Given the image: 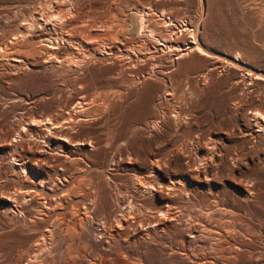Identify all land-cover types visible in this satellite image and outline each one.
<instances>
[{"label":"rangeland","instance_id":"374dc122","mask_svg":"<svg viewBox=\"0 0 264 264\" xmlns=\"http://www.w3.org/2000/svg\"><path fill=\"white\" fill-rule=\"evenodd\" d=\"M47 1L0 0V264H264V0Z\"/></svg>","mask_w":264,"mask_h":264},{"label":"bare ground","instance_id":"6f19581e","mask_svg":"<svg viewBox=\"0 0 264 264\" xmlns=\"http://www.w3.org/2000/svg\"><path fill=\"white\" fill-rule=\"evenodd\" d=\"M47 0H45V2H46ZM52 1V0H51ZM62 1V0H61ZM65 1H67V0H65ZM48 2V1H47ZM54 2V1H53ZM56 2V1H55ZM57 2H60V1H57ZM64 2V1H63ZM37 4V3H36ZM59 4H61V3H59ZM63 4V3H62ZM65 4H66V2L64 3V6H65ZM70 4V3H69ZM39 5V4H38ZM48 5H50V4H48ZM53 5V4H52ZM67 5V4H66ZM16 6V5H15ZM36 6V5H35ZM34 6V7H35ZM73 6V5H72ZM18 7V6H17ZM23 7V6H22ZM21 7V8H22ZM40 7L42 8V6L40 5ZM45 7V6H44ZM48 7V6H47ZM47 7H45V8H47ZM50 7H51V5H50ZM52 8V7H51ZM57 8V10L56 11H58V13H59V11H61L62 10V7H60V6H57L56 7ZM70 8H72V7H70ZM73 8H75V7H73ZM18 9V8H17ZM44 9V8H43ZM49 9V8H48ZM47 9V10H48ZM52 9H54V8H52ZM20 10V9H19ZM19 10H17V11H19ZM21 11V10H20ZM35 11V10H34ZM50 11H51V9H50ZM64 11V10H63ZM68 11H69V9H68ZM67 11V12H68ZM75 11H77V10H75ZM16 12V11H15ZM28 12V11H27ZM38 12V11H37ZM52 12H55V9H54V11H52ZM67 12H65V13H67ZM36 13V12H35ZM40 13V12H39ZM44 13V12H43ZM48 13V12H47ZM62 12H60V14H61ZM64 13V14H65ZM71 13V12H70ZM69 13V14H70ZM18 14V13H17ZM21 14V13H20ZM19 14V15H20ZM45 14V13H44ZM60 14H58V15H60ZM63 13H62V15H64ZM32 15V14H31ZM31 15H30V17H31ZM54 15H55V13H54ZM66 15V14H65ZM74 15V14H73ZM144 15V14H143ZM10 16V15H9ZM15 16V15H14ZM18 16V15H17ZM44 16H46V15H44ZM68 16V15H67ZM146 16V15H145ZM27 17V16H26ZM33 17V16H32ZM31 17V18H32ZM34 17H36V16H34ZM43 17V16H42ZM41 17V18H42ZM55 17V16H54ZM53 17V18H54ZM58 17V16H57ZM7 18H8V16H7ZM17 18V17H16ZM50 18V17H49ZM141 19V18H140ZM143 19V18H142ZM36 20V19H35ZM43 20V19H42ZM46 21V20H45ZM142 21H144V20H142ZM33 22H34V20H33ZM47 22H49V20L47 21ZM51 22V21H50ZM56 22V21H55ZM57 22H59V21H57ZM71 22V21H70ZM38 23V25H37V27L40 29V31L39 32H41V33H43V32H46L43 28H42V24H44V23H40V22H37ZM52 23V22H51ZM62 23V22H61ZM61 23H59V24H61ZM141 23H144V22H141ZM33 24V23H32ZM53 24V23H52ZM58 24V23H57ZM63 25V24H62ZM143 25V24H142ZM13 26V25H12ZM55 26V25H54ZM53 26V27H54ZM56 26H58V25H56ZM145 26V25H144ZM143 26V27H144ZM60 27V26H59ZM58 27V28H59ZM200 27H201V24L199 23L197 26H196V29H191V28H189V27H187L186 26V31L189 33V34H191V38H192V45L191 46H189V48L187 49V50H190V49H194V50H197V51H199L200 53L201 52H203V53H205L207 50H206V46L204 45L205 43H203L202 41H201V37H200ZM18 28V27H17ZM23 28V27H22ZM64 28V27H63ZM78 28V27H77ZM144 28H146V27H144ZM20 29V28H19ZM55 29H56V27H55ZM84 29H85V27H84ZM92 30V29H91ZM94 30V29H93ZM23 31V30H22ZM64 32H65V30H64ZM68 32V31H67ZM112 32V31H111ZM120 32H121V30H120ZM18 33H21V32H18ZM50 33V32H49ZM69 33V32H68ZM81 33V32H80ZM100 33V32H99ZM113 33H115V32H113ZM118 33H119V31H118ZM125 33V32H124ZM23 34H24V32H23ZM82 34H83V32H82ZM82 34H80V35H82ZM85 34V33H84ZM88 34V33H87ZM92 34V33H91ZM120 34V33H119ZM21 35V34H20ZM25 35V34H24ZM64 35V34H63ZM63 35H62V37H63ZM70 35H72V34H70ZM89 35V34H88ZM123 35V34H122ZM84 37L86 36V35H83ZM112 36H114L115 37V35H113L112 34ZM54 37V36H53ZM102 37V36H101ZM104 37V36H103ZM111 37V36H110ZM117 37H118V35H117ZM121 37H123V36H121ZM59 38V37H58ZM79 38H80V36H79ZM92 38H93V36H92ZM91 38V39H92ZM108 38V37H107ZM47 39V38H46ZM54 39V38H53ZM95 39V38H94ZM100 39V38H99ZM116 39V38H115ZM50 40V39H49ZM63 40V39H62ZM68 42L70 41H74L75 39H73L72 38V36H68L67 37V39H66ZM107 40V39H106ZM108 40H110V38L108 39ZM87 41H89V40H87ZM91 41V40H90ZM89 41V42H90ZM102 41V40H101ZM104 41V40H103ZM102 41V42H103ZM88 42V43H89ZM92 42V41H91ZM111 42V41H110ZM119 42V41H118ZM78 43V42H77ZM81 45H83V46H85L86 48H89L88 46H87V44H86V42H84V41H80L79 42ZM109 43V42H108ZM94 44V43H93ZM102 44V43H101ZM105 44V43H104ZM73 45V44H72ZM110 45V44H109ZM70 46V45H69ZM104 46V45H103ZM113 46V45H112ZM79 48V47H78ZM85 49V48H84ZM83 49V50H84ZM96 49H98V48H96ZM101 49V48H100ZM106 49V48H105ZM91 50H93L94 51V49H91ZM112 50V49H111ZM190 51H192V50H190ZM103 52H105L104 50H103ZM182 52H183V50L182 49H175V53H176V55H182ZM194 52V51H193ZM107 53V52H106ZM113 53V52H112ZM111 53V54H112ZM209 53H210V51H209ZM75 54V53H74ZM86 54V53H85ZM96 54V53H95ZM206 54V53H205ZM211 54V53H210ZM108 55H109V53H108ZM107 55V56H108ZM202 55H204V54H202ZM207 55H208V53H207ZM91 56V55H90ZM219 57H221V56H219ZM223 59L225 60L224 62H229L230 63V65H231V63H232V65H233V62H234V60L235 61H240V54H237L235 57H233V61L232 60H230V59H226V57L224 58L223 57ZM19 60V59H18ZM20 61V60H19ZM235 64V63H234ZM234 66H236V64L234 65ZM248 70V69H247ZM251 70V69H250ZM249 70V71H250ZM251 71H253V70H251ZM254 72V71H253ZM250 73V72H249ZM252 74V73H251ZM261 74V73H260ZM259 73L257 74V75H259V76H261ZM254 77V76H253ZM133 78V77H132ZM253 79V78H252ZM263 79V78H262ZM137 80V79H136ZM252 82V81H251ZM134 83V82H133ZM131 85H133V84H131ZM250 85V84H249ZM246 88H247V86H246ZM250 88V87H249ZM248 88V89H249ZM128 90V89H127ZM244 92V91H243ZM245 92H246V90H245ZM169 93V92H168ZM243 94H245V93H243ZM116 95V94H115ZM123 95V94H122ZM121 95V96H122ZM169 95V94H168ZM242 95V94H241ZM247 95V94H246ZM246 95H244V96H246ZM127 97V96H126ZM236 97V96H235ZM128 98H129V96H128ZM242 99V98H241ZM247 102V101H246ZM239 103H240V101H239ZM236 104V103H235ZM242 104V103H241ZM238 105V104H237ZM240 105V104H239ZM240 107V106H239ZM235 108V107H234ZM184 110V109H183ZM252 111H253V109H252ZM263 111H261V113L257 110V111H255L254 112V115H253V117L255 118V122H256V124H255V129L252 131H250L249 132V136L250 137H252V138H254V141L256 142L257 141V139L259 138V136H260V134H261V132H264V113H262ZM178 113H180V114H183V112L182 111H179ZM252 113V112H251ZM185 114H188V112L186 111V113ZM184 114V115H185ZM192 114H194V112H192ZM189 115V114H188ZM250 115V114H249ZM196 116V115H195ZM186 117V116H185ZM191 117V116H190ZM194 117V116H193ZM187 118V117H186ZM182 119H183V117H182ZM191 119V118H190ZM184 120H185V118H184ZM233 120V119H232ZM36 121H34V123H35ZM35 125V124H34ZM38 125V124H37ZM40 125V124H39ZM39 127V126H38ZM240 129V128H239ZM234 130H236V128L234 129ZM234 130H233V132H234ZM242 133H244V132H242ZM235 134V133H234ZM212 135V134H211ZM202 136V135H201ZM201 136L200 137H198V138H201ZM254 136V137H253ZM247 138V137H246ZM54 139H56V141H55V143H62V141H65V142H68L65 138L64 139H62L61 137L60 138H54ZM202 139V138H201ZM211 139H213V138H211ZM215 140V139H214ZM211 141V140H210ZM52 142H53V140H52ZM215 142H217V141H215ZM213 143V142H212ZM212 143H209V142H207V143H196V148H195V150L199 153V152H201V151H207L208 153H209V157H207V158H211L212 159V151H211V147H212ZM248 143H249V141H248ZM236 144V143H235ZM78 145V144H77ZM184 145V144H183ZM255 145H257V144H255ZM253 146L254 145H252L251 147L253 148ZM259 146V145H258ZM187 147H189L188 146V143H187ZM237 147V146H236ZM245 148V147H244ZM257 148V147H256ZM238 149V148H237ZM252 150V149H251ZM250 150V151H251ZM257 150V149H256ZM43 151V150H42ZM195 151V152H196ZM44 152V151H43ZM42 152V153H43ZM192 152H194V150L192 151ZM258 152V151H257ZM41 153V152H40ZM215 153V152H214ZM238 153V152H237ZM236 153V154H237ZM196 154V153H195ZM246 154V153H245ZM193 155V154H192ZM200 155V154H199ZM239 155V154H238ZM216 156V155H215ZM15 157V156H14ZM16 157L17 158H19L17 161V163H16V165L20 168V169H26L27 167H28V163L26 162V160L21 156V155H16ZM198 156H197V154L195 155V161H198L196 158H197ZM200 157V156H199ZM205 157V156H204ZM256 157V156H255ZM206 158V159H207ZM202 159V158H201ZM204 159V158H203ZM238 160V159H237ZM241 160V159H240ZM242 160H244V158L242 159ZM16 161V160H15ZM204 161V160H203ZM207 161V160H206ZM212 161V160H211ZM201 162V161H200ZM192 163V162H191ZM195 163H197V162H195ZM194 163V164H195ZM202 163V162H201ZM198 164V163H197ZM200 164V163H199ZM204 164H206V163H204ZM154 165H159V163H158V161H156L155 163H154ZM208 165V167H205V169H201L202 167H198V166H196V167H194L193 166V169H192V172L193 173H191V175L189 174L190 172H187L186 173V175H184V174H182V175H179V173L178 172H174V174L172 175V181H171V185H169L168 186V193L169 194H164L163 193V190H164V188H165V185H163L162 183H158V184H154V178H152V177H149L148 178V181L146 182V184L144 185H141L140 186V188L141 189H144V188H146V189H149L150 187H153V189L154 190H156L158 193H159V195L163 198V200H164V202L167 204L164 208H162V211H158L157 213H155V214H152V217H153V219L154 218H156V221H157V225L160 227V228H162V229H165L164 227H167V225H168V223L169 222H176V220H177V217H175L176 215H174L173 213V210H174V208H173V199H172V197H171V194H172V191H174V192H176L175 191V186H177L180 190L182 189V191H184V193H187L188 195H189V191H188V189L186 188L187 187V185H188V183H192V181H194L195 179H199V178H203V179H205V180H209L208 178H209V173H210V170H211V165H209V164H207ZM192 166V165H191ZM199 166H201V165H199ZM205 166V165H204ZM152 170H153V172H154V175H157V174H159V171L161 170V168H159V167H154V168H152ZM159 170V171H158ZM188 182V183H187ZM251 182V181H250ZM253 182V181H252ZM244 183V182H243ZM242 183V184H243ZM254 183V182H253ZM248 185V184H247ZM250 185V184H249ZM244 191H245V195H253L254 193H252L251 192V189L249 190L248 188H245L244 189ZM189 192V193H188ZM257 193V192H256ZM16 194V193H15ZM18 195V194H17ZM145 195V194H144ZM257 195V194H256ZM3 196V195H2ZM10 196H12V194L10 195ZM195 196H197V195H195ZM1 197V196H0ZM4 197V196H3ZM5 197H6V195H5ZM15 197V196H14ZM118 197V196H117ZM188 197V196H187ZM250 197V196H249ZM254 197V196H253ZM256 197V196H255ZM16 198V197H15ZM194 198V197H193ZM11 199V198H10ZM10 199H8V200H10ZM118 199V198H117ZM191 199V198H190ZM17 200V199H16ZM252 200V199H251ZM253 200H254V198H253ZM219 201V200H218ZM118 203H120L121 205H122V203L120 202V201H118ZM220 205V204H219ZM119 207H121V206H119ZM226 208V207H225ZM18 209V208H17ZM20 210V209H19ZM14 211H16V210H14ZM177 211H175V213H176ZM16 213V212H15ZM180 213V212H179ZM124 214V213H123ZM182 214V213H181ZM178 216V215H177ZM181 218H183V217H181ZM180 218V219H181ZM120 219V218H119ZM136 218L134 217V213H132V212H128V213H126L125 215H122V218L120 219V220H118L119 221V225H121V226H125L126 224H129V223H131L132 221H134ZM185 220V219H184ZM150 221H152V220H150ZM177 221H179V220H177ZM176 224V223H175ZM136 225H141V224H136ZM139 227V226H138ZM192 234H193V232H192ZM189 236H191V234L189 235ZM193 237V236H192ZM197 237V236H196ZM195 239V238H194ZM192 241V240H191ZM194 241V240H193ZM195 241H196V239H195Z\"/></svg>","mask_w":264,"mask_h":264}]
</instances>
